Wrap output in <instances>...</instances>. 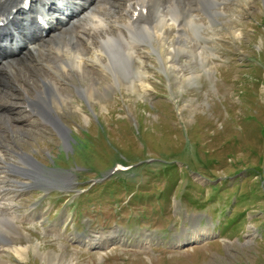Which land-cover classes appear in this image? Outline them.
<instances>
[{
  "label": "rangeland",
  "instance_id": "obj_1",
  "mask_svg": "<svg viewBox=\"0 0 264 264\" xmlns=\"http://www.w3.org/2000/svg\"><path fill=\"white\" fill-rule=\"evenodd\" d=\"M228 3L210 18L214 32L202 33L210 71L176 56L181 85L149 40L139 82L128 65L111 89L110 74L98 73L87 99L77 89L84 81L67 79L71 97L58 109L65 143L13 90L31 118L17 128L0 117V151L21 149L56 184L67 173L77 184L16 193L6 175L0 190L10 188L18 219L0 264H264V0ZM8 81L0 73V103ZM118 165L130 168L101 180ZM87 238L104 242L86 246ZM21 247L24 257L12 250Z\"/></svg>",
  "mask_w": 264,
  "mask_h": 264
},
{
  "label": "bare ground",
  "instance_id": "obj_2",
  "mask_svg": "<svg viewBox=\"0 0 264 264\" xmlns=\"http://www.w3.org/2000/svg\"><path fill=\"white\" fill-rule=\"evenodd\" d=\"M21 1L25 0H0V14L8 13L0 18V73L8 77L11 88L5 94L7 100L0 103V117L7 125L17 124V128L22 118H26L23 123L30 120V114L21 115L18 95L13 92L22 89L31 110L40 113L65 143L69 137L58 109L71 97L63 91L67 79L76 77L84 81L77 89L87 99L96 89L98 73L110 74L112 83L106 85L111 89L119 84L116 69H126L128 65L133 70L132 77L138 76L139 82L140 50L149 40L164 72H169L181 85L186 79L176 56L188 53L210 71L206 53L209 47L200 44L206 39L202 33L214 32L210 18L226 14L232 0H31L27 12L18 7ZM37 13L48 17L51 28L45 36L37 34ZM26 62L28 69L24 67ZM18 73L21 78L16 77ZM0 86L6 87L2 83ZM55 104L59 107L55 108ZM13 152V156L7 157L0 151V183L8 180L6 175L13 176L16 193L34 185L43 190L59 185L56 175L46 172L31 155L21 149ZM16 175L27 183L19 182ZM9 190H0V250L6 249V235L18 219L12 211V197L6 192ZM103 242L87 238L83 243L96 246ZM12 250L22 257L27 248Z\"/></svg>",
  "mask_w": 264,
  "mask_h": 264
},
{
  "label": "water",
  "instance_id": "obj_3",
  "mask_svg": "<svg viewBox=\"0 0 264 264\" xmlns=\"http://www.w3.org/2000/svg\"><path fill=\"white\" fill-rule=\"evenodd\" d=\"M70 180L68 182H66V180H62V185L68 186L70 185Z\"/></svg>",
  "mask_w": 264,
  "mask_h": 264
}]
</instances>
